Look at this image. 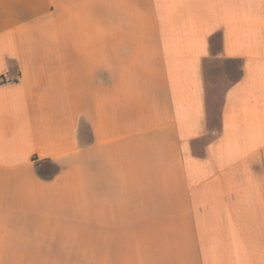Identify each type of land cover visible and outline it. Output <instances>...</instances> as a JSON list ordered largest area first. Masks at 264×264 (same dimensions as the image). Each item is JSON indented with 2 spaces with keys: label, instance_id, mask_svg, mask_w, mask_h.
<instances>
[{
  "label": "crops",
  "instance_id": "0c3cea01",
  "mask_svg": "<svg viewBox=\"0 0 264 264\" xmlns=\"http://www.w3.org/2000/svg\"><path fill=\"white\" fill-rule=\"evenodd\" d=\"M0 264H264V0H0Z\"/></svg>",
  "mask_w": 264,
  "mask_h": 264
},
{
  "label": "trees",
  "instance_id": "16d2710c",
  "mask_svg": "<svg viewBox=\"0 0 264 264\" xmlns=\"http://www.w3.org/2000/svg\"><path fill=\"white\" fill-rule=\"evenodd\" d=\"M10 64H11V66H13V64H12V63H10ZM16 80H17V79H16ZM16 80H15V81H16Z\"/></svg>",
  "mask_w": 264,
  "mask_h": 264
}]
</instances>
